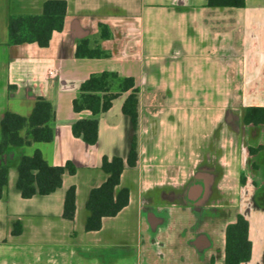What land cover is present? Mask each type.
Returning <instances> with one entry per match:
<instances>
[{
	"label": "crops",
	"instance_id": "crops-1",
	"mask_svg": "<svg viewBox=\"0 0 264 264\" xmlns=\"http://www.w3.org/2000/svg\"><path fill=\"white\" fill-rule=\"evenodd\" d=\"M45 0H0V140L6 112L29 117L38 97L55 111L54 138L0 156L9 180L0 198V264H225L226 229L249 222L251 258L264 264V123L245 109L264 107V0L209 6L208 0H66L64 27L50 43L8 44L11 15L40 14ZM107 58H77L82 38L98 37ZM132 76L139 89V159L116 188L129 203L86 231L90 191L107 178L104 156L128 158L135 130L123 92L99 113L95 145L72 125L94 117L73 109L91 74ZM27 135V128L20 131ZM251 148L257 149L254 153ZM40 150L52 166L71 161L61 187L23 198L17 166ZM241 177L245 182H241ZM74 219L63 217L69 187ZM16 223L21 233L13 234Z\"/></svg>",
	"mask_w": 264,
	"mask_h": 264
},
{
	"label": "trees",
	"instance_id": "trees-1",
	"mask_svg": "<svg viewBox=\"0 0 264 264\" xmlns=\"http://www.w3.org/2000/svg\"><path fill=\"white\" fill-rule=\"evenodd\" d=\"M246 0H208L209 6L243 7ZM67 12L66 0H45L40 14L11 15L8 21V44L37 43L41 47L49 45L54 31L64 27ZM111 31L108 26L100 24V34L96 38H82L76 47L77 58H107L110 53L102 48L100 39L109 38ZM130 92L122 110L131 119L135 130L128 158L120 156L109 158L104 156L101 168L107 174L106 180L94 187L89 194L86 207L90 214L86 219L85 230L97 231L102 227V219L117 215L129 203V188H116L126 166L134 167L139 159L138 136L139 127V89L132 76L120 77L118 73L103 71L89 76L80 86V94L73 101V109L78 112L89 110L94 117L80 119L73 123L74 136L81 137L89 145H95L99 135L97 114L106 112L113 101L123 92ZM52 104L44 97H38L29 117L13 112H6L1 120L0 156L11 148L29 145L32 142H50L54 138L49 122L54 118ZM246 124L264 123V107L250 106L245 109L243 118ZM27 128V135L21 136L20 131ZM257 149L251 148L254 153ZM9 164L0 165V198L9 180ZM16 187L23 198H31L36 194L48 195L61 187L63 174L76 172V166L68 161L64 166H52L43 157L40 150L33 155H25L18 166ZM241 182L245 178L241 177ZM76 210V189L69 187L64 199L63 217L74 219ZM13 234L21 233L20 223H16ZM252 244L249 239V222L241 214L226 229L225 264H241L251 258Z\"/></svg>",
	"mask_w": 264,
	"mask_h": 264
}]
</instances>
